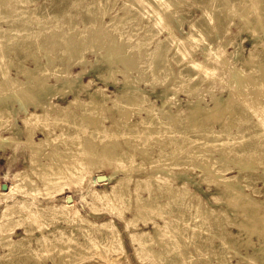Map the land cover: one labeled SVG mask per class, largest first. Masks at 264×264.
Returning a JSON list of instances; mask_svg holds the SVG:
<instances>
[{"label":"rangeland","instance_id":"obj_1","mask_svg":"<svg viewBox=\"0 0 264 264\" xmlns=\"http://www.w3.org/2000/svg\"><path fill=\"white\" fill-rule=\"evenodd\" d=\"M164 1L170 3L169 7L158 6L153 0H144L145 4H139L137 0H99V2H94V0H33L29 8L40 7L39 9L42 12L38 10V13L41 14L52 13L60 9L64 15L73 17L75 20L74 23L79 24V28H82L84 18L88 23L89 15L102 7H110L109 13L102 20L107 23L109 22L108 24L111 21H113L111 24H116L117 21L112 20L111 17L115 14H122L120 7L123 3H131V14L137 17L135 20L136 23L139 22L142 26V29L136 30L137 33L133 36L134 38L129 36L131 32L130 28L126 30L121 29L120 32L112 29L109 31L111 34L110 37H108L109 35H105L106 38L108 37L107 41L106 38H104L105 41L102 37L100 38L101 43H103L102 45L100 42L98 43V38L94 40L97 43L96 45H101L97 52H85L82 58L84 61H77L78 63L70 69L71 72L69 70L70 79L75 76L77 77L76 73L82 70L84 73L81 71L82 73L79 76L81 83H89V86L86 88L77 86L74 89V92H77V89L80 91L78 93L79 101H88L89 93L98 87H101L110 96L109 98H115V95L125 86V77H128L132 81L130 86L133 91L140 89L157 108L161 107L165 101L170 104L171 112L182 116L187 113L188 106L191 103H195L199 97L202 99L200 101L201 105L212 107L214 97L225 100L230 94H233L237 102L231 100L229 108L238 105L240 107L238 109H242L243 111L242 114L236 113L234 115L233 118L236 121L235 126L230 125L228 116L224 117L225 121L223 124H221V121H207L200 127H191L189 123L185 125L186 121L180 120L175 126H163L156 129L153 135L156 134L160 140L168 143V151L171 148H176L174 154L178 156H180L181 152L193 146H198L201 143L207 144L209 147L204 150V160L211 162V170L220 175L219 180L222 182L228 177L235 179L240 177L243 191L250 194L254 202L259 205L258 212L264 213V176L261 175V172L264 170V160H262L264 159L262 157L264 151V142L262 141L264 139V107L259 106L258 103H254L251 100L253 97L251 95H256L257 92L262 95L264 92L261 90L264 88V86L262 87L264 84L261 83V80L264 79V73L261 75L260 71L257 70L258 64L264 62V0ZM208 7H215V9H211L210 16L202 12ZM210 20H212L211 23ZM103 21L99 22L102 24L98 28H105L107 24ZM192 24L200 26L203 31L202 38L195 39L192 41L193 43L187 41L185 44L183 40L189 34ZM1 27L6 28L7 25L4 21L0 20ZM147 29L159 31L155 40L160 41L161 46L166 48L165 64L167 68L171 69L169 78H164L163 75L154 78L147 73L143 75V77L146 76V79L149 77L148 82L150 84L143 82L144 80H139V74L141 75L142 73L139 72L144 68H141V64H139V68H133V71L135 69L133 72L131 69H126L120 61H116L121 55L125 56V54L133 53V46L140 43L142 33ZM124 31V35L119 36V40L117 35H121ZM109 33L107 32V34ZM114 38H117L115 48L118 47L119 50L113 47L114 49H110V52H106V48L104 47L108 45L107 42L109 43L115 40ZM219 45L224 49L225 57L229 60L226 64L228 67L225 65L222 68L210 69L214 70L215 73L212 71L210 73L209 71L204 72L201 69L196 70L197 68H194L193 63L205 65L203 57L204 50L210 46L217 47ZM130 46L131 51L128 52ZM23 47L24 49L25 47L35 48L34 46L25 45ZM153 47L152 42L147 49H153ZM177 49L179 50L178 52ZM115 50L118 51L116 52ZM26 51L23 50L21 52L16 50L15 52H11L12 54H9L10 62H8V59L6 60V64L9 63L10 65L6 68L5 73L7 72L8 75L6 74L5 78L9 81V86L13 85V88L10 87L8 92H14L15 98L13 99L14 101L12 99L8 100L7 112L9 116L7 118L3 116L1 118L0 116V137L11 136L12 138L10 146H6L7 148L4 147L0 151L1 191L5 190L1 189L2 185H7L6 188H8L11 184L12 173L24 169L30 163V151L28 153L29 149L26 146L28 132L20 118L24 115V108L28 112L36 111L31 101L32 98L30 97H34L36 100L38 98L35 95H26L25 90L21 88V82H27V78H29L28 76H24L26 75V70L24 69L32 70L36 67L31 56L28 55L30 52L28 53ZM40 53L44 56V52ZM251 55L254 61H252L253 63L251 62L252 65L248 62V58ZM42 58L41 62L45 63L46 60ZM112 64L115 68H118L114 73L109 71L110 67L108 65ZM120 70H124L126 74ZM109 73L114 75H109ZM246 74H249V77ZM50 76L47 81L53 85V89L49 95L50 100L60 106H65L68 101L73 99V95L71 93L66 95L55 93V88L60 87V82L54 75L50 74ZM188 76L193 77L197 84H193L194 80L188 81ZM29 79L30 81L32 80V78ZM244 79L246 81L239 82ZM138 80L141 82L138 83ZM159 81L161 85L158 84ZM179 85H182L181 87L183 88H180ZM184 85L186 86L184 87ZM166 88L169 89L164 91ZM179 88L180 92L175 91L177 89L179 90ZM186 88H191V94H193H186L184 92ZM231 90L232 93H230ZM26 96H28V100ZM41 103H44L42 99ZM108 105H111L110 101ZM252 111L255 112L253 113ZM256 111H258L257 115ZM109 115L107 113V116ZM254 115H259L260 117L258 118ZM130 120L135 123L140 121V118L138 115L133 114ZM74 122L76 123L75 127L65 126L67 130L65 135L73 133L72 139L79 142L84 135L92 134L90 129L85 130L86 125L85 123L83 124L82 119H75ZM109 125H111V118L108 117L103 121L104 129ZM221 125L224 127L221 128ZM59 132L60 129L55 128L54 133L59 134ZM215 132L226 133L228 137L226 140L220 139V142H214L212 135ZM44 136L41 131H37L33 139L37 141V139L43 138ZM146 138V142L151 145L149 146L150 151L152 150L153 156H155L159 150L155 146L156 141H154L153 137ZM3 150L6 151L4 152ZM249 152L254 154L253 157L255 160L253 165L248 166V168L242 171V166L237 164V159L240 154ZM201 160H203L202 157H193L192 163L188 165L170 163L166 167L153 170L161 178L159 183H163L162 180L164 178L175 176L177 178L173 181V184L175 186H181L183 179L188 177V187L194 195L188 196L186 199L187 206L185 208L165 215V217L158 215H153L155 218L152 215L146 216V226L140 221L135 228L130 229L131 232L146 230L154 234L153 223L160 225L172 223L174 228H171L172 239L170 242L173 243V251L171 253L165 251L160 244L152 243L144 247L138 255H135L133 246L130 243L129 231L123 229L122 220L106 216L100 206H97L95 211L89 210L87 207V201L90 199L89 189L102 188L109 190L118 178L123 177L121 173L114 174L105 167H97L87 172L88 176L83 187L76 188L75 185H70L66 188L67 191L59 196L46 199L45 190L39 189L38 192L32 193L28 186H25L22 191L18 192L12 198L0 196V212L6 204H11L18 199L23 201L25 205L31 207L37 217L36 221L22 219L16 210L11 214L9 223L0 229V264H264V260L262 259L263 261H261V252L258 251L257 253L254 251V248L260 249L264 245L263 220L256 221V223L258 222L257 224L252 228H248L247 226L250 227L252 222L241 211L240 199L230 195L222 188V184L216 185L213 177L207 176L210 172L207 168L205 169V167L201 166ZM136 161L139 163L140 160L137 159ZM144 170H131L129 174L145 178L146 174ZM100 175L106 177L105 181H103L104 183L101 184L97 181V176ZM157 193L161 194L160 190H157ZM67 197L72 200L71 203L82 216V220L79 219L73 222L69 219L55 217L47 209L51 205H67ZM202 208H208L210 211L207 213V216L201 219L199 212ZM123 217L129 218L130 215L124 213ZM166 220H170L171 222L168 223ZM105 221H112L116 225L117 240L111 245L98 246L94 249L88 245L85 237H87V233H90L96 240L102 241L105 238V233L99 230L97 225ZM240 223L245 224L246 227L240 225ZM89 224H93L94 228L90 230L88 227ZM9 233L11 234L9 235ZM47 240L50 241L48 242ZM43 241L44 246L41 245ZM9 244H15V247L10 248ZM44 252L47 254H44Z\"/></svg>","mask_w":264,"mask_h":264},{"label":"bare ground","instance_id":"obj_2","mask_svg":"<svg viewBox=\"0 0 264 264\" xmlns=\"http://www.w3.org/2000/svg\"><path fill=\"white\" fill-rule=\"evenodd\" d=\"M153 1L156 5L165 8L169 7L170 5V3H166L165 1L163 2V0ZM32 2L33 0H0V20L4 21L7 25L6 28H0V116L1 118L2 116L5 118L9 116V113L7 112L8 100H13L15 98V94H13L14 92H8V89H10V87L13 88V85L9 86V81H7V79L5 78L6 74L8 75L7 72L5 73L6 68L8 65H10L9 63L6 64V60L8 59V62H10L11 59L9 60V54L11 52H15L16 50L21 52L23 50H27L26 52H30L28 55L31 56L33 62L35 63L34 66L36 65V67H33L34 69L32 70L24 69L26 70V75L24 76H28L29 78H32V80L30 81V79L27 78L28 80L27 82L24 81L25 83H22L20 81L22 87H19L25 90L26 95H35L38 99L40 98L39 100H36L34 97H30L32 98L31 101L36 111L28 112L24 108V115L20 118L28 132L26 146L29 149L28 153L30 151V163L24 169L15 171L11 174L12 182L8 186V188H2L1 186V189H7L6 191L0 190V195L2 197L12 198L18 192L22 191L25 186L30 187V191L32 193L38 192L39 189L45 190L46 199L52 198L54 196H59L64 194L67 191L66 188L70 185H75L76 188L83 187L88 176L87 172H89L93 168L105 167L108 170L112 171L114 174L121 173L123 177L118 178L116 182L111 185L109 190H105L102 188L89 189L88 193L90 199L89 201H87V207L89 208V210L95 211L96 207L100 206L102 207L106 216L122 220L123 229L129 231L130 243L133 246V252L135 255H138L139 252L144 249V247H147L152 243L160 244L165 251H169L171 253L173 251V243L170 242L172 239L171 228H174L172 223H165L164 225L153 223L154 234H151L146 230L141 232H131L130 229L135 228L140 221L143 222L144 226H146V216L158 215L160 217H165V215H169L172 212L179 211L182 208H185L187 206L186 199L188 198V196L194 195L191 189H189L188 187V177L183 179L181 186H175L173 184V181L177 178L175 176H170L166 179L164 178L162 180L163 183H159L161 178L158 176V174L154 173L153 170L166 167L170 163H182L184 165H188L192 163L193 157H202L203 160H201V166L205 167V169L207 168L210 172L209 175L207 174V176H211V178L213 177L216 185L222 184V188H224V190H226L233 197L240 199L241 211L245 216H248V218H246L252 222L251 226L247 227L252 228L255 224L258 223H256V221L258 220L264 221V213L258 212L259 205L254 202L250 194L243 191L242 185L240 183V177L236 179L233 177H228L225 181L221 182L219 180L220 175L211 170V162L204 160V150L209 147L207 144L201 143L198 146H193L188 150L181 152L180 156H178L174 154L176 148H171L168 151V143L160 140V138L156 134L153 135V132L156 131V129L163 126H175L179 123L180 120H185V125L189 123L191 127H200L207 121H221V124H223L225 121L224 117L228 116L230 119V125L235 126L236 121L233 118L234 115L236 113L242 114L243 111L242 109H238L240 108L238 105H234L236 107L233 106V108H229L231 100L237 102V99L233 97V94H230L225 100L214 97V104L212 107L201 105L200 101L202 99L201 97H199L195 103H191L188 106L187 113L182 116L176 115L171 112L170 104L165 101L162 103V109L161 107L157 108L149 100L148 96L144 95L140 89H135L133 91L130 86L132 81L128 77H125V86L122 90L119 91V93L115 95V98H109L110 96H108L101 87H98L93 92L89 93L88 101L81 102L78 99V93L80 91L77 89V92H74V89L77 86L86 88L89 86V83H81L79 76L83 72L82 70V72L80 71L79 73H76L77 77L75 76L70 79V69L78 63L77 61H84L82 58L84 57L83 55L85 54V52H97L99 47L103 44L101 43L100 38H106L105 35H109L108 37H110L111 34L109 33V31H111L112 29H114L115 31L118 30L120 32L121 29L126 30L130 28L131 32L129 36L131 38L137 33L136 30L142 29V26L139 24V22L136 23L135 21L137 17L131 14V3H123V5L120 7L122 9V14H115L111 17L112 20L117 21L116 24H111L113 22L111 21L110 25L108 24L109 22L107 23L102 20L110 10V7H102L101 9L96 10L89 15L88 23L84 18L83 27L79 28V24L74 23V18L64 15L61 12L62 10L59 9L53 11L52 13L41 14L38 13L39 11L42 12V10L39 9L40 7L34 8L31 6L33 9L29 8ZM94 2H99V0H94ZM137 2L139 4H145L144 0H137ZM211 9L213 10L215 9V7H208L202 12L203 14L210 16L209 14H211ZM101 21L107 24H105L107 28L106 26L105 28H98L99 25L102 24L99 23ZM211 21L212 20H210V23ZM99 30L101 31V35ZM107 32L109 34H107ZM124 33L125 31L121 35H117L119 40V36L124 35ZM158 33L159 31L157 32L155 31V29L145 30L142 33V39L140 40V43L133 46V53L127 55L125 54V56L121 55L119 59H116V61H120L121 63H123L126 69L128 68L131 70L133 68H139V64H141V68H144L141 69L140 72L138 71L139 73L142 72L141 75L138 73L139 80H144L143 82L146 83H149V77L148 79H146V76L143 77V75H145L146 73L154 78H157V76L160 75H163L164 78H169L171 74V69L167 68L165 64L166 48L164 46H161L160 41L158 42L157 40H155V37ZM202 35L203 31L200 26L192 24L190 26V32L183 40V43L186 44L187 41L191 43L195 39L202 38ZM96 38L99 39L98 43L100 42L101 45H96L97 43L96 41H94L96 40ZM116 39L112 42H107L108 45L104 47L106 48V52H110V49H112L113 47L115 48V46L117 45ZM129 40L131 41V39ZM152 42L154 45L153 49H147V47H149ZM24 45L34 46L35 48L33 49L32 47H25L24 49ZM115 49H118V47H116ZM129 49L130 50H128V52L131 51V46ZM118 50L115 51L117 52ZM178 51L179 50L177 49V52ZM40 52H44V56ZM180 54L182 55V53ZM203 54L205 65H202L201 63L198 64L197 62V64L193 63L194 68H197L196 70L201 69V71L204 72L209 71L210 73L212 71L213 73H215L214 70L210 69L222 68L229 61L227 60V57H225L226 55L224 54V49L221 48V45L217 47L210 46L209 48H206L204 50ZM41 58L46 60V62H41ZM3 60H5V62H3ZM252 61L253 56L251 55L248 58V62L251 64ZM108 66L110 67L109 71L112 73H114L115 71H117L116 69H118L115 68L113 64ZM257 70L260 71L261 75L264 73V62L258 64ZM120 71L124 73V70ZM112 73H109V75H114ZM50 74L54 75L55 78L60 82V87L55 88V93H61L62 95L71 93L73 95V99L68 101L65 106H60L50 100V91L53 89V85L47 82L49 77H51ZM135 77L137 78V76ZM187 79L188 81L194 80L191 76H188ZM246 79L242 81L240 80L239 82L246 81ZM261 81V83L264 84V79ZM140 82L141 81H139L138 83ZM158 84L161 85L160 81ZM193 84H197L195 80L193 81ZM181 86L180 88H183ZM185 86L186 85H184V87ZM263 86L264 85H262V87ZM180 88L179 90L177 89L175 91L180 92ZM191 88H186L184 92L190 95ZM168 89L169 88H166L164 91H167ZM263 89L264 88H262L261 90L264 91ZM232 90L230 93H232ZM246 95L248 96V94ZM263 95L264 92L262 93V95L258 92L256 93V95H251L253 96L251 98L252 102H256L259 106L264 107ZM26 97L28 100V96ZM41 99L42 102H44L43 104L41 103ZM109 101L111 102V105H108ZM249 109L251 108L249 107ZM252 112L254 113L255 111ZM257 112L258 111H256V115ZM107 113H109L110 115L107 116ZM133 114L138 115L140 121L133 123L130 120ZM256 115L254 116L258 118L260 117L259 115ZM108 117L111 118V125L106 126L104 129L103 121ZM78 118L82 119L83 124L85 123V130L90 129L92 134L84 135L81 141L76 142L72 139L73 133L65 135L67 131L65 129V126L67 125L68 127H75L76 123L74 122V120H77ZM223 127L224 126L221 125V128ZM55 128L60 129L59 134L54 133ZM37 131H41L45 136L43 138L37 139L36 141L33 139V136ZM146 137H153L154 141H156L155 146H157L159 150L155 156H153L152 150L150 151L149 146L151 145L146 142ZM227 137L228 135L226 133L224 134L220 132H215L212 135L214 142H220V139L226 140ZM11 141V136L0 137V151L4 147L7 148L8 146H10ZM262 141L264 142V139ZM253 155L254 154L251 152L239 155L237 164L242 166V171L243 169L248 168V166L253 165V162L255 160ZM262 157L264 158V151ZM137 159L140 160L139 163H137ZM135 168L140 171L145 169L144 173L146 174V177L141 178L139 176L130 175L129 173L131 170L137 171V169ZM261 175L264 176V170L261 172ZM105 179L102 181H97L99 184H101L104 183L103 181H105ZM157 190H160L161 194H158ZM67 201V205H51L47 209H49L52 215L55 217L69 219L73 222L79 219L82 220V216L79 214L78 210L73 207L71 203L72 200L67 197ZM15 210L22 219H30L34 221L37 220L36 214L33 209L25 205L23 201L17 199L11 204H6L5 207L1 210L0 229L4 227L5 224L9 223L11 214ZM209 211L210 210L208 208H202L199 212L201 215L199 217L202 219V217L207 216V213H209ZM124 213L129 214L130 217H123ZM166 221H168V223L171 222L170 220ZM263 221L262 224H264ZM240 225L245 226V224L243 223H240ZM88 227L91 230L94 228V225L89 224ZM97 228L105 233V238L102 241L96 240L90 233H87V237L84 236L88 245L92 248L95 249L98 246L111 245L117 240V227L112 221L101 222L97 225ZM10 234L11 233H9V235ZM41 245L44 246V241ZM9 246L10 248H14L15 244H9ZM254 251L257 253L258 251L261 252V261H263L264 245L260 249L254 248ZM46 252H44V254Z\"/></svg>","mask_w":264,"mask_h":264},{"label":"water","instance_id":"obj_3","mask_svg":"<svg viewBox=\"0 0 264 264\" xmlns=\"http://www.w3.org/2000/svg\"><path fill=\"white\" fill-rule=\"evenodd\" d=\"M104 179H105V176H103V175L97 176V180H99V181H102ZM2 188H6V185H2Z\"/></svg>","mask_w":264,"mask_h":264},{"label":"crops","instance_id":"obj_4","mask_svg":"<svg viewBox=\"0 0 264 264\" xmlns=\"http://www.w3.org/2000/svg\"><path fill=\"white\" fill-rule=\"evenodd\" d=\"M6 150H7V149H6ZM6 150H5V151H6ZM5 151H4V152H5ZM0 196H1V195H0Z\"/></svg>","mask_w":264,"mask_h":264}]
</instances>
